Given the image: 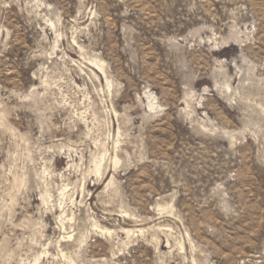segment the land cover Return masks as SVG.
<instances>
[{
	"label": "rangeland",
	"instance_id": "rangeland-1",
	"mask_svg": "<svg viewBox=\"0 0 264 264\" xmlns=\"http://www.w3.org/2000/svg\"><path fill=\"white\" fill-rule=\"evenodd\" d=\"M0 264H264V0H0Z\"/></svg>",
	"mask_w": 264,
	"mask_h": 264
},
{
	"label": "bare ground",
	"instance_id": "bare-ground-1",
	"mask_svg": "<svg viewBox=\"0 0 264 264\" xmlns=\"http://www.w3.org/2000/svg\"><path fill=\"white\" fill-rule=\"evenodd\" d=\"M102 65V64H101ZM100 67H102V66H100ZM99 170V169H98Z\"/></svg>",
	"mask_w": 264,
	"mask_h": 264
}]
</instances>
